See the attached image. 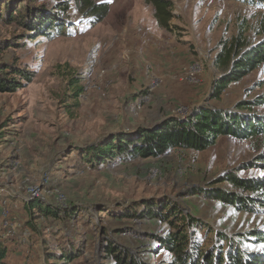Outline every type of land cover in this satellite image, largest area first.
<instances>
[{
  "label": "rangeland",
  "instance_id": "rangeland-1",
  "mask_svg": "<svg viewBox=\"0 0 264 264\" xmlns=\"http://www.w3.org/2000/svg\"><path fill=\"white\" fill-rule=\"evenodd\" d=\"M11 1L51 12L60 0H0L1 17L4 3ZM103 1L110 9L98 24L74 6L65 16L59 13L69 25L67 35L46 36L0 20V63L16 65L32 79L13 75L20 88L0 93V236L11 240L6 264H47L44 241L54 246L59 239L53 229L62 223L40 218L38 232L27 226L24 207L36 198L61 212L79 210L78 219L67 222L60 235L84 245L82 257L72 264L109 263L104 255L109 241L147 262L168 264L169 255L156 252L151 238L165 235L168 225L101 211L115 213L119 205L142 200L174 203L230 236L264 228V214L239 213L197 194L226 171L252 162L264 151L262 139L222 137L204 152L177 149L160 158L117 159L96 169L80 162L77 152L119 131L132 134L165 119H186L198 109L228 110L264 95L262 65L214 96L221 77L215 48L236 34L240 19L264 10L239 0H173L168 31L157 25L147 0ZM73 76L84 91L80 108L70 114L73 109L64 103ZM256 112L264 113V106ZM258 175L257 168L241 172L245 178Z\"/></svg>",
  "mask_w": 264,
  "mask_h": 264
},
{
  "label": "trees",
  "instance_id": "trees-1",
  "mask_svg": "<svg viewBox=\"0 0 264 264\" xmlns=\"http://www.w3.org/2000/svg\"><path fill=\"white\" fill-rule=\"evenodd\" d=\"M239 1L264 10V0ZM147 3L154 8L157 25L161 29L171 30L170 23L174 19L173 0H147ZM72 6L93 24L102 22L110 9L103 0H60L51 12L31 6L30 2L17 5L11 1L4 3L5 13L1 17L0 12V20L29 27L32 31L46 36L67 35L69 25L59 13L65 16ZM11 43L14 44L13 41ZM214 52V65L221 74L214 96L219 98L231 84L240 82L264 65V12L240 19L236 34L223 38ZM13 75L20 80H32L30 72L1 62L0 93L16 92L20 88L21 83ZM79 79L74 76L70 79L72 93L64 103L65 108L73 109L69 111L70 114H74V109L80 108L79 99L84 89L79 87ZM68 102L70 104H66ZM261 106H264V95L255 100L238 102L228 110L198 109L183 120L165 119L152 128L139 127L132 134L119 131L99 146L92 145L88 149L77 151L78 156L80 162L96 169L113 164L117 159L127 161L139 157L160 158L177 149L204 152L214 147L222 137L242 141L262 139L264 142V113L256 112V108ZM252 168L260 170V175L241 177L242 171ZM197 194L230 206L239 213L256 216L264 214V151L239 169L226 171ZM24 208L28 210L30 217L27 226L35 232L39 230L36 221L40 218L51 219L55 225L63 224L53 229L55 238H59L56 245L52 246L44 241L47 264H72L82 257L84 245L78 247L75 241L71 242L65 236L60 237L66 223L78 219V209L61 212L56 206L40 198L26 203ZM117 208L115 213L111 209L101 211L106 210V214L114 218L157 219L168 225L165 235H151L158 246L156 252L169 255L168 264H264V228L258 227L230 236L213 228L201 217L193 213L186 214L177 205L167 201L142 200L129 207L119 205ZM247 243L260 244L263 247L260 250H251ZM10 244V239L0 236V264H6ZM105 248L104 255L109 261L106 264H154L111 241L106 243Z\"/></svg>",
  "mask_w": 264,
  "mask_h": 264
},
{
  "label": "built area",
  "instance_id": "built-area-1",
  "mask_svg": "<svg viewBox=\"0 0 264 264\" xmlns=\"http://www.w3.org/2000/svg\"><path fill=\"white\" fill-rule=\"evenodd\" d=\"M28 196H30V197H32V196H38V194L37 193H35V194H28Z\"/></svg>",
  "mask_w": 264,
  "mask_h": 264
}]
</instances>
